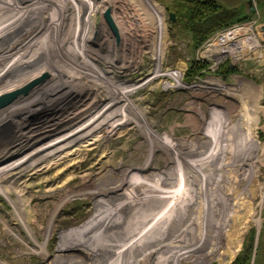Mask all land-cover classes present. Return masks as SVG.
I'll use <instances>...</instances> for the list:
<instances>
[{
  "label": "rangeland",
  "instance_id": "rangeland-1",
  "mask_svg": "<svg viewBox=\"0 0 264 264\" xmlns=\"http://www.w3.org/2000/svg\"><path fill=\"white\" fill-rule=\"evenodd\" d=\"M109 1L115 31L102 0H50L63 18L19 35L24 14L0 0L1 65L57 33L74 57L70 81L41 76L2 105L0 264H233L248 245L264 264V59L190 76L203 44L170 21L174 0ZM215 1L264 25V0Z\"/></svg>",
  "mask_w": 264,
  "mask_h": 264
},
{
  "label": "bare ground",
  "instance_id": "bare-ground-1",
  "mask_svg": "<svg viewBox=\"0 0 264 264\" xmlns=\"http://www.w3.org/2000/svg\"><path fill=\"white\" fill-rule=\"evenodd\" d=\"M39 1V0H38ZM109 0H102V2H105L106 4V7L105 9L104 8H100L101 9V12L103 11V15L104 13L106 12L107 8H109V3L112 1H109ZM32 2V1H30ZM21 1H13L11 0V5L9 6L8 10L10 12H12L11 16H8L7 18L8 19H11L12 16V20L13 19H16L15 22H19V18L20 16L23 15V18H22V23H21V26H18V33L19 35L22 34L27 28H29L31 25H34L37 21H39L40 19L42 18H45V17H51V18H63V15H55V11L51 8H54L56 7L58 4L56 2H50V0H48V4L43 2L40 6L37 5L39 2H35V3H31V6L29 5V9L28 7H25V8H21ZM35 6H38V7H35ZM43 6V8H42ZM111 10H113V5L110 6ZM145 7V6H144ZM62 7H60L59 9H61ZM18 11V12H17ZM19 11H22L19 12ZM23 11H26L23 13ZM38 11V12H37ZM65 11V10H64ZM68 11V10H67ZM34 12V13H33ZM36 12V13H35ZM83 12V10H82ZM33 13V14H31ZM31 14V15H30ZM18 16V17H17ZM11 17V18H10ZM75 17V16H74ZM29 18V19H28ZM75 20V19H74ZM73 20V21H74ZM20 24V23H19ZM28 24V25H27ZM116 24V23H115ZM114 24V27L115 28H118L117 25ZM53 25V24H52ZM52 25H48L47 26V29H48V32L50 31ZM97 26V25H96ZM64 27V26H63ZM68 27V26H67ZM98 27V26H97ZM114 28V31L117 30ZM40 31V30H39ZM59 32V30H58ZM17 33V34H18ZM44 33V32H42ZM61 34V33H60ZM60 34H56V41L55 42H51L50 44H47V40L46 38L48 37V35L46 34L45 35V40L47 42H45L43 45H40L38 39H35L33 41H31L30 44H28L25 48L23 49H19L12 53L9 58L7 59V64L4 66V65H1L0 64V85H4V87L7 89L9 88V90H7V92H14V91H18L22 88H24V86L28 85V83H31L32 81H37L39 83L40 80L42 79H45L48 80V78L50 76H58V77H61L62 79L66 80V81H70L71 76L70 75H64L62 74L61 71H59L60 69L59 68H66L67 70L69 69V66H73L74 64V57L73 55L70 53V55L66 56L62 53V48H63V45L64 43H62L61 39H60ZM14 35V34H13ZM54 35V34H53ZM11 36V35H10ZM15 36V35H14ZM36 37V36H35ZM28 40V39H27ZM30 40V39H29ZM67 41V40H66ZM65 41V42H66ZM43 42V41H42ZM25 43V42H24ZM52 44V45H51ZM70 45V44H69ZM73 45V44H72ZM71 47V46H70ZM72 51V50H71ZM66 52V51H65ZM47 53H50L49 55ZM47 55L44 59V67L43 69L39 70V71H35L36 73L34 75H28V71L27 69L29 68H32V66H34V64L36 63L37 61V57L38 55ZM72 57H73V60H72ZM39 62V61H38ZM43 62V61H42ZM70 62V63H69ZM71 62L73 64H71ZM76 64V63H75ZM15 65V66H13ZM17 65H19V67L17 68ZM39 69V68H38ZM30 73V72H29ZM41 76H44L42 79H38L39 77ZM2 78H4V80H1ZM14 79V80H13ZM18 80L16 82V80ZM31 79V80H29ZM19 83L18 85H12V83ZM36 82V83H37ZM7 85V86H6ZM42 84H36L34 86H32L28 91H26L24 93V91H22L20 94H23L25 95L27 92H30L32 90H35V88L41 86ZM11 86V87H10ZM110 86V85H109ZM112 87V86H111ZM1 88V87H0ZM5 88H1L2 90L0 91V96L1 94L4 93V91L6 90ZM113 88V87H112ZM11 90V91H10ZM112 90V89H111ZM114 91V89H113ZM23 95H17L15 96L14 98L18 97H22ZM20 96V97H19ZM17 98V99H18ZM24 99V98H23ZM33 99V98H32ZM123 98L119 99L117 97V100H118V103L119 104H123ZM14 100V99H13ZM31 100V99H30ZM17 101V100H15ZM14 101V102H15ZM125 102V101H124ZM6 106V105H5ZM125 106V105H124ZM3 107L0 106V113L1 112H7V110L9 109H2ZM6 108V107H4ZM24 108V107H23ZM18 109V108H17ZM11 110V109H10ZM65 129V128H64ZM34 132V131H33ZM32 132V133H33ZM63 137V136H62ZM64 139V138H63ZM7 147V146H6ZM241 189V188H240ZM235 199V198H234ZM243 199V198H242ZM244 201V200H243ZM245 205V204H244ZM245 208V207H244ZM243 208V209H244ZM230 231V230H229Z\"/></svg>",
  "mask_w": 264,
  "mask_h": 264
},
{
  "label": "trees",
  "instance_id": "trees-1",
  "mask_svg": "<svg viewBox=\"0 0 264 264\" xmlns=\"http://www.w3.org/2000/svg\"><path fill=\"white\" fill-rule=\"evenodd\" d=\"M169 9L176 14L179 25L191 34L195 47L204 44L211 35L219 30L237 22L250 20L248 16H241L239 8H225L215 0H174ZM206 66L207 64L204 62H194L190 76L197 74ZM220 69L223 77L238 72L237 67L231 65L229 62L223 64ZM230 196L228 193L222 192V194H218L217 199L222 205L223 210L226 213L228 212L227 215L233 216L235 204L231 202ZM223 242L226 241L223 239ZM251 253L252 245L246 246L245 250L236 258L233 264H250ZM227 257L224 260H220V264H226Z\"/></svg>",
  "mask_w": 264,
  "mask_h": 264
},
{
  "label": "built area",
  "instance_id": "built-area-1",
  "mask_svg": "<svg viewBox=\"0 0 264 264\" xmlns=\"http://www.w3.org/2000/svg\"><path fill=\"white\" fill-rule=\"evenodd\" d=\"M262 26L255 20H247L216 32L198 50V61L215 68L227 62L234 66L251 59L261 62L264 59Z\"/></svg>",
  "mask_w": 264,
  "mask_h": 264
},
{
  "label": "water",
  "instance_id": "water-1",
  "mask_svg": "<svg viewBox=\"0 0 264 264\" xmlns=\"http://www.w3.org/2000/svg\"><path fill=\"white\" fill-rule=\"evenodd\" d=\"M253 10V9H252ZM104 18L105 20L107 21V23L111 26V28L114 30V24L111 20V17H110V14H109V11H106L104 13ZM170 21L171 22H176V15L174 13H170ZM261 32H264V25L261 27ZM20 92L19 91H14V92H10V93H6V94H3L2 96H0V106L6 104L7 102H9L12 98H14L17 93Z\"/></svg>",
  "mask_w": 264,
  "mask_h": 264
},
{
  "label": "crops",
  "instance_id": "crops-1",
  "mask_svg": "<svg viewBox=\"0 0 264 264\" xmlns=\"http://www.w3.org/2000/svg\"><path fill=\"white\" fill-rule=\"evenodd\" d=\"M245 64H246V66H248L247 63H245Z\"/></svg>",
  "mask_w": 264,
  "mask_h": 264
}]
</instances>
